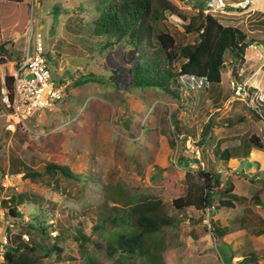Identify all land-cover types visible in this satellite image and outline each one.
I'll use <instances>...</instances> for the list:
<instances>
[{
    "label": "rangeland",
    "instance_id": "obj_1",
    "mask_svg": "<svg viewBox=\"0 0 264 264\" xmlns=\"http://www.w3.org/2000/svg\"><path fill=\"white\" fill-rule=\"evenodd\" d=\"M91 1L0 0V44L11 54H0V79L13 77L15 63L28 48L32 49V37L39 33L49 55L51 78L64 86L63 100L51 104L48 111L34 112L27 120L25 116L22 126L9 122L10 118L0 112V175L5 172L15 176H6L0 185V264L9 238L24 232L33 207L19 205L14 218L9 213L13 208L9 205L11 197L26 190L43 194L50 204L58 205L55 217L41 216L50 224L64 218L62 204L71 208L88 205V215L82 221L88 234L95 212L115 205L116 193L103 190L106 184H114L116 190L122 188L130 195L160 198L164 211L179 221V236L170 232L164 235V244L168 243L163 252L166 264H229L231 256L247 251L256 255L255 264H264V236H258L264 227L259 225V219H264V150L252 148L247 159L235 160L237 167L232 171H226L213 152L219 142L224 141V150L241 146L250 137L258 138L264 147V27H256L264 21V0H167L187 18L203 11L224 26L241 29L249 43L242 60L225 54L220 84L197 81L198 89L196 85L191 91L182 89L180 101L158 89L118 90L107 83L83 81L89 74L107 72L108 76L126 49L117 46L108 56H100L93 49V38L79 25L92 18L94 13L87 10ZM83 4L87 9L82 13L79 7ZM165 16L167 30L177 43H191V36L183 33L187 20L168 13ZM184 61L176 60L173 70ZM188 95L193 101L186 100ZM252 110L258 115H252ZM174 119L180 135L175 133ZM12 158L34 170L52 163L98 183L85 182L83 198L71 187L79 201L66 202L61 193L65 183L60 178L58 190L26 180L22 166L17 174L10 171ZM203 168L220 173L223 183L232 184L233 193L245 197V203L212 212L175 210L172 200L198 183L197 172ZM217 203L214 199L213 204ZM214 227L220 231L224 228L226 234L215 232V238ZM70 248H75L73 243Z\"/></svg>",
    "mask_w": 264,
    "mask_h": 264
},
{
    "label": "trees",
    "instance_id": "obj_2",
    "mask_svg": "<svg viewBox=\"0 0 264 264\" xmlns=\"http://www.w3.org/2000/svg\"><path fill=\"white\" fill-rule=\"evenodd\" d=\"M85 6L86 4L81 5L79 10L85 12ZM88 6L89 9H86L94 14L89 22L84 21V25H79L80 29H86L93 38V49L100 56H108L117 46L126 49L123 56L115 60L118 65L112 68L108 76L107 72L99 76L89 74L83 78L84 82L107 83L118 90L158 89L180 101L182 89L191 91L197 81L214 86L220 84L225 54L230 53L235 59L242 60L249 46L246 42L247 36L241 29L224 26L217 18L204 14L203 11L187 18L177 6L167 0H93ZM166 13L177 16L180 20H187L183 25V33L191 36V43L181 45L177 43L165 25ZM79 16L78 14L77 17ZM82 20L83 18H79V21ZM260 26L264 27V21L256 27ZM32 38L35 43V37ZM258 44L263 45L262 42ZM3 45L0 44V54L9 53ZM45 55L47 59L49 55L46 51ZM178 59L185 61L178 70H173L172 65ZM47 61L49 62L48 59ZM4 83L11 92L13 77L5 76ZM191 97L188 95L186 100L193 101ZM0 108L3 111L1 101ZM252 115L258 114L252 110ZM173 123L176 125L175 133L180 135L178 121L174 119ZM208 127L202 133V142L205 141ZM223 142L217 143L214 148L216 152L214 150L213 152L220 165L225 164L226 171H231L233 166L237 167L236 159L240 161L247 159L252 148L264 150L259 139L255 137H250L248 142L241 146L224 150L221 149ZM21 166L23 167L21 161L12 158L10 171L17 174L21 171ZM23 168L24 179L42 183L55 190L60 188V178L65 183L61 193L65 194L66 202L79 201V196L71 193V187H75L76 192L81 193L80 196L83 198L85 182L98 183L88 180L90 177L74 174L52 163L39 170L28 169L25 166ZM3 174L5 172L1 175ZM45 177L50 180L46 182ZM197 179L198 183L189 185L184 196L172 200V207L175 210L182 211L186 208L209 212L216 209L230 210L235 209L237 204L243 205L246 201V198L233 193L234 186L230 183L227 186V182L224 184L221 174L215 170L199 169ZM106 189L116 193L113 196L115 205L106 210L102 208L94 211L96 219L93 220L88 234L82 225L84 217L88 215L90 208L88 205L78 203L79 205L71 208L67 204H62L66 209L63 212L64 218L50 224L42 220L41 216L55 217V207L58 205L50 204L43 194L26 190L11 197L9 205L12 204L16 211L19 205L32 204L33 207L24 226V232L9 238L1 264H104L103 259L114 264H166L163 252L167 249L168 243L164 244V235L170 232V235L179 236L176 232L179 221L164 211L161 199L154 195L141 193L130 195L122 188L116 190L114 184H106L103 190ZM219 193V197L214 196ZM253 198L258 199L256 196ZM214 199H218L217 206L213 204ZM7 204L8 202L5 203ZM45 204L48 205L44 209L42 206ZM117 204L121 206L117 207ZM259 225H264L263 218L259 219ZM224 230L222 228L220 231V228L214 227V237L216 238L215 232L225 235ZM260 235L264 236V227L258 231V236ZM72 243L74 249L70 248ZM233 257H230L229 263ZM241 257L239 264L256 263V255L251 251L244 255L241 253Z\"/></svg>",
    "mask_w": 264,
    "mask_h": 264
},
{
    "label": "built area",
    "instance_id": "obj_3",
    "mask_svg": "<svg viewBox=\"0 0 264 264\" xmlns=\"http://www.w3.org/2000/svg\"><path fill=\"white\" fill-rule=\"evenodd\" d=\"M12 76L14 78L11 92L4 81L0 86V101L3 105V111L0 112L4 118H10L9 122L17 123L16 126H22L28 119L27 117L34 112L48 111L51 104L60 101L63 97L64 86L56 84L51 78L50 67L39 33L35 34L32 49L28 48L20 60L15 63ZM24 117L27 119H23ZM6 176L15 177L7 173L0 175V185L2 181H6ZM237 260L232 259L229 264H237Z\"/></svg>",
    "mask_w": 264,
    "mask_h": 264
},
{
    "label": "crops",
    "instance_id": "obj_4",
    "mask_svg": "<svg viewBox=\"0 0 264 264\" xmlns=\"http://www.w3.org/2000/svg\"><path fill=\"white\" fill-rule=\"evenodd\" d=\"M3 81H4V78L0 79L1 84L3 83ZM0 86H1V85H0ZM235 168H236V167H233L232 170H234ZM232 170H231V171H232ZM244 198H245V197H244ZM252 198H253V197H252ZM257 206H258V205H256V207H257ZM256 207H255V208H256ZM255 208H254V209H255ZM252 209H253V208H252ZM234 255H236V254H234ZM232 259H240V260H241V259H242L241 254H239V256H234ZM225 262H226V261H225ZM225 262H224V263H225Z\"/></svg>",
    "mask_w": 264,
    "mask_h": 264
},
{
    "label": "water",
    "instance_id": "obj_5",
    "mask_svg": "<svg viewBox=\"0 0 264 264\" xmlns=\"http://www.w3.org/2000/svg\"><path fill=\"white\" fill-rule=\"evenodd\" d=\"M10 212V215L12 216V217H16V210L15 209H13V208H11L10 210H9Z\"/></svg>",
    "mask_w": 264,
    "mask_h": 264
}]
</instances>
